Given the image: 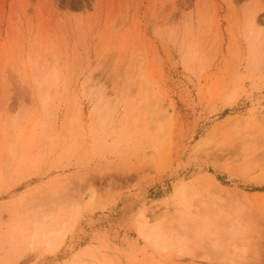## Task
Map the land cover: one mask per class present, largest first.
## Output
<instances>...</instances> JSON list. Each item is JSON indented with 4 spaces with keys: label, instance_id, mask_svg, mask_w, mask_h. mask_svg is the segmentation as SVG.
Listing matches in <instances>:
<instances>
[{
    "label": "rangeland",
    "instance_id": "rangeland-1",
    "mask_svg": "<svg viewBox=\"0 0 264 264\" xmlns=\"http://www.w3.org/2000/svg\"><path fill=\"white\" fill-rule=\"evenodd\" d=\"M36 254L264 264V0H0V264Z\"/></svg>",
    "mask_w": 264,
    "mask_h": 264
},
{
    "label": "bare ground",
    "instance_id": "bare-ground-1",
    "mask_svg": "<svg viewBox=\"0 0 264 264\" xmlns=\"http://www.w3.org/2000/svg\"><path fill=\"white\" fill-rule=\"evenodd\" d=\"M253 22L256 23L255 18H254ZM207 178H208L210 184H212V185L218 184L217 181L214 179L213 176L208 175ZM187 188L188 187L186 185H183L181 187V189L179 191L180 196L186 197L185 194H186V190H188ZM95 198L92 197V199H90L88 201L87 207L95 208V209H103V203L100 202V201L95 200ZM143 211H145V210H143ZM144 214H145V212L143 213V215ZM143 215H142V212H141V214L139 216L141 217ZM76 216H78V214L75 215V217ZM61 235H62L61 231H58V230L57 231H47L46 233L44 232L43 235L41 236V239H40L39 243H40L41 246H43L45 248V251L47 250L48 252L54 253L56 251V249L63 243V241L65 239V237L64 236H61ZM147 236L149 237V235H147ZM210 246L212 248H215L216 247L215 241L210 240ZM39 256L37 254H36V256H34L32 264L35 263V261L39 258ZM75 264H88V263L81 261V262H77ZM95 264H96V262H95Z\"/></svg>",
    "mask_w": 264,
    "mask_h": 264
}]
</instances>
